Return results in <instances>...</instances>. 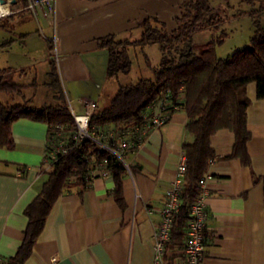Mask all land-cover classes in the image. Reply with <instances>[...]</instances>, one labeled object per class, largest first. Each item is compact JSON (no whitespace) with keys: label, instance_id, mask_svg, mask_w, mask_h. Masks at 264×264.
<instances>
[{"label":"crops","instance_id":"crops-1","mask_svg":"<svg viewBox=\"0 0 264 264\" xmlns=\"http://www.w3.org/2000/svg\"><path fill=\"white\" fill-rule=\"evenodd\" d=\"M255 1L249 5L264 10V0ZM182 2L57 0L51 18L42 11H28L1 20L17 17L19 28L37 24L48 45L43 62L56 65L70 109L81 115L85 112L83 100L96 104L93 113L109 108L113 100L112 94L105 95L109 82L120 77L107 78L109 54L99 41L108 36L118 41L139 40L146 20L171 32L177 28ZM261 20L264 24V12ZM18 35L30 48L32 32ZM133 49L138 48H131L130 55ZM50 67L46 74L50 75ZM245 92L250 100L248 164L240 158L222 160L235 143L229 130L212 138L217 159L207 170L214 180L208 183L206 199L204 264H264V99L257 97L254 82ZM6 102L22 104L11 96ZM187 122L186 112L176 108L165 125L147 130L140 144L125 151L126 163L133 171L130 169L123 180L124 207L114 197L116 184L105 164L91 169L86 187L71 185L53 205L24 264H154V233L162 221L166 193L185 157L184 144L191 140ZM12 131L15 148L0 147V258L5 264L24 240L28 225L25 210L40 194L49 172L45 164L49 126L24 118L14 123ZM183 258L184 247L178 246L168 253L167 262L181 264Z\"/></svg>","mask_w":264,"mask_h":264},{"label":"trees","instance_id":"trees-1","mask_svg":"<svg viewBox=\"0 0 264 264\" xmlns=\"http://www.w3.org/2000/svg\"><path fill=\"white\" fill-rule=\"evenodd\" d=\"M241 1L248 4L256 2ZM263 12V9H253L229 16L218 12L210 0H183L177 28L171 32L146 20L141 24L144 31L139 40L118 41L115 36H108L99 41L109 54L108 79L130 73L133 65L131 48L144 50L147 46L159 45L162 58L159 67L154 70V78H140L136 83L120 86L109 108L93 113L91 128L106 130L114 127L120 131L141 126L145 122V114L150 113L149 107L167 91L170 93L171 109L181 108L187 114V131L191 140L184 144L187 169L182 190L183 205L173 221L166 244V260L168 253L178 246L184 247L187 240L189 206L200 194L198 182L217 159L212 138L221 130H229L235 137V143L232 152L222 160L240 158L248 164L247 142L251 134L247 128V109L250 100L245 89L248 84L256 83L257 97L264 99ZM244 15L252 19L255 28L249 45L224 59L220 58L217 48L229 38L224 25ZM203 31L211 33L210 39L206 43H196L195 36ZM51 68L50 85L61 88L56 65L53 63ZM14 72L12 68L0 69V147L15 148L12 128L15 122L24 118L47 124L48 138L53 136L57 126H63L68 134L74 133L76 125L63 92L55 96L61 101L59 104L41 107L27 103L12 104L1 99L3 94L23 96L24 86L9 80ZM101 163H105L111 172L116 184L114 197L124 207L123 180L129 172L118 157L92 142L61 155L50 168L40 194L25 210L28 217L25 237L8 264L25 263L59 197L71 185L86 187L89 172Z\"/></svg>","mask_w":264,"mask_h":264},{"label":"built area","instance_id":"built-area-1","mask_svg":"<svg viewBox=\"0 0 264 264\" xmlns=\"http://www.w3.org/2000/svg\"><path fill=\"white\" fill-rule=\"evenodd\" d=\"M0 0V20L27 10L31 14L42 11L46 17H53L57 0ZM24 8L20 5L24 4ZM15 6V7H14ZM8 9L6 13L1 8ZM19 8V9H17ZM84 103V114L78 115L72 111L76 130L68 134L63 126H57L52 137H49L46 145L45 164L47 170L56 163L59 156H64L72 151L81 149L83 145L90 142L97 145L100 149H106L113 153L124 163L128 172L130 167L125 160V151L137 146L143 140L147 130L159 128L165 125L172 117L176 108L171 109L169 91L162 93L158 101L150 107V113L145 114V122L141 126L128 127L117 131L114 127L104 129L102 127L91 128L90 123L96 104L91 101ZM105 164V163H104ZM187 159L186 156L180 161L175 180L166 193V202L161 210L162 221L154 233L155 262L154 264H168L166 260V244L170 239L173 221L180 213L183 205L182 190L186 176ZM107 174V173H106ZM211 173H205L198 182L200 194L194 203L189 206V221L186 229V242L184 244V258L181 264H204V253L206 249V220L207 204L209 196L208 183L213 181ZM54 263L56 260L53 261ZM0 264H5L0 258Z\"/></svg>","mask_w":264,"mask_h":264},{"label":"rangeland","instance_id":"rangeland-1","mask_svg":"<svg viewBox=\"0 0 264 264\" xmlns=\"http://www.w3.org/2000/svg\"><path fill=\"white\" fill-rule=\"evenodd\" d=\"M215 9L224 15H234L242 11H251L248 3L240 0H210ZM24 4L20 7L24 8ZM17 8V9H19ZM27 10H22L19 13H26ZM25 28H19L18 18L4 19L0 21V67L25 68L26 71H16L10 75L9 80L24 84L23 96H17V103H27L33 106L57 105L61 101L55 96L59 93L64 94L65 102L70 107V101L66 96L63 86L61 88L51 86L52 78L46 74V67H50L43 59L44 54L48 52V45L42 32L39 31L35 22L30 23ZM228 33L229 38L217 48L220 58H226L237 50L243 49L249 45L250 38L253 36L255 28L252 19L249 16L232 19L223 27ZM23 30V31H21ZM32 32L30 48H26L20 42L19 33ZM44 34H48L45 32ZM210 32L203 31L195 36V42L202 44L208 42ZM12 44L7 50L3 46ZM44 45V48H43ZM143 51V52H142ZM34 58V59H33ZM162 58L159 45L147 46L144 50L138 48L131 52L133 62L132 69L129 74L120 75L118 79H113L109 82L106 96L112 94L115 97L116 91L122 85L136 83L140 78H154V70L159 67ZM33 60V61H31ZM32 64H34L32 66ZM28 67V68H27ZM51 68V67H50ZM52 69V68H51ZM26 73V74H25ZM116 88V89H115ZM114 89V90H113ZM116 90V91H115ZM113 92V93H111ZM8 95L3 94L1 99L6 102ZM105 96L103 97V100ZM102 100V102H103ZM13 103V102H11ZM73 104L76 109V103Z\"/></svg>","mask_w":264,"mask_h":264},{"label":"bare ground","instance_id":"bare-ground-1","mask_svg":"<svg viewBox=\"0 0 264 264\" xmlns=\"http://www.w3.org/2000/svg\"><path fill=\"white\" fill-rule=\"evenodd\" d=\"M1 11L4 12V13H6V12L8 11V9L5 8V7H2V8H1Z\"/></svg>","mask_w":264,"mask_h":264},{"label":"water","instance_id":"water-1","mask_svg":"<svg viewBox=\"0 0 264 264\" xmlns=\"http://www.w3.org/2000/svg\"><path fill=\"white\" fill-rule=\"evenodd\" d=\"M2 3H4L5 1L4 0H1Z\"/></svg>","mask_w":264,"mask_h":264}]
</instances>
